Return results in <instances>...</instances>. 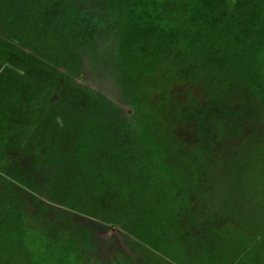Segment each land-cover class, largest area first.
Masks as SVG:
<instances>
[{
	"label": "rangeland",
	"instance_id": "rangeland-1",
	"mask_svg": "<svg viewBox=\"0 0 264 264\" xmlns=\"http://www.w3.org/2000/svg\"><path fill=\"white\" fill-rule=\"evenodd\" d=\"M174 1L158 9L171 16L168 25L179 39L189 27L172 17L179 13ZM20 3L19 15L12 0H0V264H75L70 255L75 240L66 244L64 236L78 230L88 235L83 239L88 255L78 264H177L176 258L187 264H264V0H201L202 12L195 13L203 15L201 22L192 25L204 37L181 40L183 50L159 45L146 32L152 19L130 27L133 37L124 41L142 87V133L155 142L162 167L144 161L135 129L116 116L117 110L130 112L123 99L133 68L109 52V40L89 45L69 70L83 40L67 38V24L52 22L56 12L63 19L62 12L43 0ZM28 25L35 26L37 39ZM6 43L17 49L18 61L6 59ZM200 43L204 50L196 51ZM215 48L218 55H209ZM51 126L62 136L63 164L46 205L38 199L48 176L40 159L24 150L12 166H18L21 180H37L34 188L27 182L23 189L35 200L25 205L29 227L38 229L44 221L67 233L59 230L56 237L54 230L48 244L38 247L30 230L25 246L13 199L18 188L9 196L14 182L9 161L25 136L49 142ZM52 135L56 153L59 135ZM125 161L129 165L120 164ZM123 168L144 174V196L133 197L136 188H129L128 197H106L99 190L119 187L105 172ZM101 202L114 211L103 213L108 208ZM41 211L44 220L38 219Z\"/></svg>",
	"mask_w": 264,
	"mask_h": 264
},
{
	"label": "trees",
	"instance_id": "trees-1",
	"mask_svg": "<svg viewBox=\"0 0 264 264\" xmlns=\"http://www.w3.org/2000/svg\"><path fill=\"white\" fill-rule=\"evenodd\" d=\"M105 1L106 3L104 2V5H102V7L104 8H102L101 6L99 7L96 0L88 1L87 3H83L82 1L80 2V0H43V3L46 4V6L54 7L56 8L55 10H59L60 12H62L63 19L60 20V15L58 17L56 15L58 13L56 12L54 14L55 18H52V22L54 24L57 22L67 24L65 26V33H67L66 34L67 38L72 39V41L78 40L80 38L84 42L83 50L77 51L75 58L68 65L69 70H72V66L75 63H78L81 53L85 49H87L89 45L91 46L93 45V43L95 45V43L98 42L99 38H102V37L107 38L109 40V46H108L109 52L111 50V52L116 53V57L118 56L117 59L120 60L121 63H123L126 69L127 67L133 68V72L129 80L131 82V86L127 93L128 95L123 99V103H125V105L130 109V112L127 115H120L117 110L116 116L121 119L120 122L122 126L132 125L131 129L132 128L135 129L136 134H137L135 135L136 140L142 146V151H141L142 156H145L144 161L148 160V163L150 164V166L158 165L162 167L160 160L157 159V156H155L156 154L155 151H159L158 148L155 146V142L151 138L146 137L142 133L143 121L141 122L140 119L141 118L143 119L142 110H143V107L145 108V106L142 105L143 103L139 95V92H140L139 90L142 89V87H140L138 82H136L138 79L134 78V76L137 74V72L135 71V65H134L135 63L129 60V56H128L129 52L132 51V48L131 46H127L126 44L127 42H125L124 39L127 38L129 40L130 37L131 38L133 37V34L129 33L130 27L132 26L144 27V24H146L147 21L152 19L153 22H151L152 23L151 25L147 26L148 30L146 32L150 33V35L154 34L157 38V43L159 45L174 44L178 49L183 50L184 48L182 47H184L185 44L181 47L180 46L182 45L181 40L185 41V39L188 40L194 37L195 39L197 38L202 41L204 37V34L202 33V28L198 25L201 28V29L200 28L198 29V26L196 25L201 22V19H202L201 17L203 15L201 14V16L195 17L197 8H198V12H202L201 10H199L201 9L200 6L202 5L201 0H189L187 4L185 2L175 0L174 3H172V6L178 7L177 11L179 12L178 14H173L172 17H175L176 19L178 18L181 22H183L182 24L184 26L189 27V29L183 28L185 29L183 31V36L181 34V37L179 39H177V30L171 27L170 25H168V20L171 18V16L167 15V13H163V11H160V9H158L161 5L166 6L168 0H109V2L107 0ZM218 1L223 3V0H218ZM224 1L226 2V0ZM12 2L14 4V9L20 15L21 14L20 7L22 3H20V0H12ZM140 12L142 13V15L140 16V19L142 20H139V19L137 20V18L139 17L136 13L139 14ZM143 15L145 16L144 18H143ZM192 22L196 23V25L194 23L192 25ZM28 27L30 28L28 29L30 31V35L36 38L34 36V34L36 35L35 26L28 25ZM51 32L53 33V35H55V33L57 32V29H53L51 30ZM65 33L62 34L61 31L59 32L61 37H63ZM126 34H128V36H126ZM5 37L7 41L11 39L10 33L8 31H6ZM173 38L177 40L176 42L171 43ZM18 45L19 47H21L22 43L18 42ZM205 45H208V44L206 43ZM204 47L200 43L199 45L198 44L196 45L195 50L203 51ZM3 50H5L4 55L7 56L6 59L11 62L18 61L19 58L21 57L19 53L17 52V49H13L12 47H10L9 43H6ZM75 50L76 49H73V51ZM228 51H231V50H228ZM6 53H8V55H6ZM208 53L209 55H212V56H214L216 53L218 55V50L215 48V49H212ZM188 64L193 65L194 68L197 67L198 65V63L196 62L194 63L192 61H189ZM0 116L2 115L0 114ZM53 131L59 135V133L56 132V128L54 126L53 127L51 126L50 131H49L50 132V138L48 140L49 142L44 141L43 138L42 140L38 138H35L33 140L32 138L25 136L23 141H21L20 147H18L19 149L17 148L16 152H14V154L11 156L12 158H10V160L12 162L9 161L10 163L9 166H12V164L16 162L15 157L17 158L18 155L19 156L22 155L20 152H23L24 150L25 151L28 150L30 151V153L32 152V155H34L33 157L39 158L40 159L39 161H41L42 163L41 167H43L42 168L43 170H41L43 171L42 173L48 175L46 177L47 179L45 178L47 182L49 183L47 194L48 192L52 190L51 188H52L53 181L56 177V174L60 171V168L62 167V164H63V153L60 148V146L62 145L60 138L62 139V136L59 135V137L57 138L58 143L56 145V149H54L55 152L56 151L57 152L53 153L52 151L53 147L51 146V143H52L51 139L53 138L52 134L54 133ZM27 138L33 141L34 144L33 145L31 144L30 146L27 147L26 145V142L28 141ZM167 157L169 156L167 155ZM169 161H170V157H169ZM120 164L129 165L126 161L124 163L121 162ZM140 165H142L141 162H140ZM53 166H57V168H52ZM162 171L165 172L164 168L162 169ZM134 172H136V170H132L129 168L127 170L123 168L122 171L120 170L119 172H116L113 174H109V172H105V174H107L106 179H109L111 182L118 181L122 184H120V186L116 188L114 186L109 187L110 185L109 186L99 185L98 186L99 190L106 197H113L115 195H119V193L121 195L128 197L129 188H136L134 189L135 196L133 197L138 199L137 197L138 194H141L142 196H144L145 191L148 188L147 186L142 185L144 174L142 173L141 175H139V173H137L138 171L136 173ZM262 173H264V161L262 163ZM10 175L12 176V179L14 182L11 183L12 186H9L11 188L9 196L16 195L15 188H18L19 190V192L17 193V198H13V199H15L17 206H18V218L21 222L19 231L21 233L20 236L22 238L23 244L25 245V243L29 241V238L26 232L32 230L36 234L35 236L36 240L38 239L37 240L38 247L45 246L46 244H48V242H47V239H45V237L43 236L44 231H40V233H37L35 229H32L29 227V224L27 222L28 217L26 216V209H25V205L27 204V194L23 192L24 191L23 189L25 186H27V184L30 181L29 179L21 180V178H19L18 172L16 174L9 173V176ZM262 175L264 178V174ZM138 184H141V185L139 186ZM19 185H21L22 188ZM9 187L7 188L10 189ZM103 204L105 207L108 208L107 211L103 209V213L107 214L109 213V211L110 212L114 211L112 210L113 208L111 206L107 205L106 203H103ZM157 205L158 207H160L159 203ZM97 206L101 207L100 203L97 204ZM154 207L156 206L154 205ZM44 213L46 212L41 211L40 217L38 219L44 220V216H45ZM184 216H187V215H184ZM40 222H41L40 227L44 229L46 227V224L44 223V221L43 222L40 221ZM110 222L111 221L109 219V223ZM120 222H121V218H118L117 220H115L114 225L118 226L121 224ZM136 229H138V226H136ZM55 235L57 237V234ZM55 245L57 247V246H60L61 244L59 241H57ZM173 262L177 264H187L183 260L181 261V259H178V258H176V260H174ZM195 264H198V263H195Z\"/></svg>",
	"mask_w": 264,
	"mask_h": 264
},
{
	"label": "flooded vegetation",
	"instance_id": "flooded-vegetation-1",
	"mask_svg": "<svg viewBox=\"0 0 264 264\" xmlns=\"http://www.w3.org/2000/svg\"><path fill=\"white\" fill-rule=\"evenodd\" d=\"M128 108V107H127ZM28 139V141L26 142L27 144V147L28 146H30V141L31 140H29V138H27ZM18 157H20L19 155H18ZM16 163V162H15ZM18 166H10L9 167V169H8V173H12V174H16L17 172H18ZM29 183L31 184V186H27L28 188H34L33 187V185H34V183H36L37 182V180L36 181H33L32 179H29ZM39 183H40V181H39ZM29 184V185H30ZM48 187H49V183L47 182V180L46 179H44L43 181H42V188H43V190H44V195H42V197H38V199H39V203L41 204V205H46L45 203H43L44 201L46 202V199H48V197H47V191H48ZM31 199H32V197H30V196H27V200L29 201V202H31V203H35V200H33L32 199V201H31ZM51 214L53 213V211L52 212H50ZM68 217V216H67ZM69 217H71V216H69ZM56 220L59 222H61V219L60 218H58V217H56ZM59 222V223H60ZM55 229H53V227H51V225L50 224H46V227L44 228V229H42L41 227L40 228H36L35 229V231L37 232V233H40V231H47V234H44L43 236L45 237V239H47V237H49L50 236V234H54V231ZM59 230H61V232H66L67 233V231L66 230H62L60 227H58L57 228V231L55 230V234H58L59 233ZM113 231H114V229H113ZM54 234V235H55ZM60 234V233H59ZM58 234V235H59ZM60 236H61V234H60ZM86 236H88L87 235V233H86V231H84V230H78L77 231V234H75V235H70V236H64V237H66V244H69L70 243V240H75V243H76V245H75V247L72 249L73 251L71 252V254L70 255H72V256H75V258L77 259V261H75L74 259H73V261H74V263L75 264H78L79 263V261H81L82 259H84L88 254H87V252H85V250H84V244H83V239L86 237ZM77 249H79V251L77 250ZM81 251H83V253L81 252ZM80 252H81V254H80ZM87 254V255H86ZM80 255V256H79ZM73 258V257H72Z\"/></svg>",
	"mask_w": 264,
	"mask_h": 264
}]
</instances>
